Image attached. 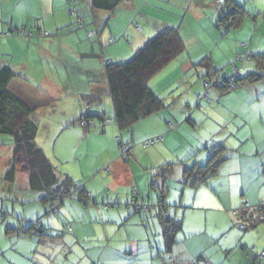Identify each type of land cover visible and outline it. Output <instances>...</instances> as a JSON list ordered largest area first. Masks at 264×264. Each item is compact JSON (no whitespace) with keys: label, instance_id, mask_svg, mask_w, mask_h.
Returning <instances> with one entry per match:
<instances>
[{"label":"rangeland","instance_id":"obj_1","mask_svg":"<svg viewBox=\"0 0 264 264\" xmlns=\"http://www.w3.org/2000/svg\"><path fill=\"white\" fill-rule=\"evenodd\" d=\"M24 2L28 4L10 8L13 12L11 16L14 18V24L11 20L6 21L2 18L0 11V63L6 59L15 63L27 49L26 43H30L32 53H37L35 46H38L39 54H36L38 70L32 67L31 72H25L31 78L19 71L17 73L19 77L12 79V82L15 81L14 88L10 85V89L18 91L19 95L31 105L38 106L33 113L37 115L39 122L36 140L56 166L57 173L61 175L70 172L73 178L82 179L83 185L89 186L92 198L86 203L79 201L72 194L64 200V204L57 212H53L49 205L43 204L40 200L43 193L32 191L25 179L20 178L16 184L7 181L4 178L3 166L8 156H11L12 137L0 133V264H165L160 257V255L164 257L161 253H166L164 233L156 218L158 210L153 206L157 203L158 194L163 188L162 176L158 169L150 163L147 149L153 146H144L145 142L150 139L143 135L141 122L126 128L123 133L130 146L133 142V151L128 155L130 154L133 166L139 168H137L139 184L135 183L134 188L131 185L120 186L122 191L118 198L121 199H117L116 188L112 187L115 186L113 181L117 168L111 161L119 156L121 163H124V159L127 158L123 159L119 144L120 131L118 138H115L112 137L110 130L112 126H118V124L115 122L107 124L110 128L106 133H100L99 129L84 128L80 125L79 115L84 112L87 102L84 104L80 96H73L67 88L66 91L65 88L62 89V86L67 84V71H70L71 83L77 90L80 86H85L87 80H92L91 84L97 87L102 88L103 86V80L101 81L98 76L94 78L93 73L89 74L85 71L87 62L79 59L77 51L66 48L68 42H73L71 38L73 39L75 34L78 35L83 30L79 26V20L85 27L89 23L77 12L76 14L71 13L63 0H24ZM199 2H207V5H200ZM236 2L243 5L247 12L246 22L239 29L219 20V14H221L219 5L220 3L223 5V0H161L156 4L153 0H142L133 10L124 8L126 3L124 2L113 13L103 12L109 22V26L103 31L107 36L110 35L111 28L116 31L123 26L127 31V34L122 32L121 35L115 32L113 36L116 37V42L107 43L105 50L107 52L108 49L118 50L117 46L122 42L128 45L126 37L131 36L136 23L151 30L152 27L155 29V25L161 20L172 19L177 22L174 27H179L181 35L184 36H182L186 44V50L182 53L184 57H191L193 60H198L197 62L204 57L213 62L212 58L215 56L214 61L218 63H214V66L219 71L217 76H210L211 81H214L223 74L229 75L233 71V66L241 69L240 65L243 63L238 58H245V53L250 52V49L246 50V46L244 47L242 43H249L246 39L248 35L250 37L254 31H259L258 34L261 37H256L258 38L256 43H264V24L257 29L254 22V19L259 18L264 21V0H236ZM75 3L78 11L83 13L88 2L76 0ZM175 3H180L179 5H182L184 9L177 10L180 7H176ZM198 11H200L199 15H197ZM60 21L64 23V25L61 23L63 26L61 28L58 25ZM78 38L81 40L80 37ZM17 39L22 40L15 44ZM8 40L13 41V44ZM131 42H133L132 39ZM59 44H62L60 51L65 57L64 64L56 56L45 55V50L48 48H52V51L57 54ZM239 48L244 53L236 56ZM11 51L13 52L11 57L4 55V52ZM177 58L178 56L169 67L178 63L179 58ZM246 61V71L244 69L242 71L244 74L251 72L248 69L250 66L256 68V65L252 64L253 60L247 58ZM200 63L191 67L188 73L183 69L181 74L176 71L168 75L167 72H161L154 79L156 82L159 81L156 94L163 98L167 105L164 111L168 113L169 110L174 111L177 115L175 119L171 117V120L178 130H181V127L190 130L186 125L190 124V121L186 120L185 100L188 97L197 96V88L201 87L203 94L208 91L212 94L213 89L220 95L214 86L210 85L208 89L204 87L203 78L200 79V76L206 75L208 67ZM22 70L24 71V68ZM185 73L191 76L185 79ZM261 75H264V70ZM261 79L257 80L259 81L257 87L264 94V80ZM52 80L56 86L51 85ZM237 91L238 89H232L225 96H241L242 94L236 93ZM111 103L110 97L104 95L100 107V109H105L110 119L114 114V107ZM94 108L95 106L92 105L91 112H94ZM179 118H183L185 122H181ZM95 119L98 120L94 118L92 122ZM75 120L78 127L87 130L89 135L93 136L85 138L83 135L76 134L78 130L69 129L70 123ZM136 125L142 130L137 132V135L134 130ZM211 130H213L212 123L207 121L202 130L193 134L194 136L201 133L207 135ZM189 137L190 135H187L186 140ZM132 138H134L133 141ZM125 140L124 142L127 143ZM211 152L213 153V149ZM134 154L137 159L134 158ZM206 162L205 160L200 165ZM183 168V164H175L167 180L168 183H174L181 176ZM118 174L121 175L119 171ZM76 179L74 180L78 183ZM110 181H112L111 184ZM207 186L208 188L205 186L199 190L196 189L200 193V200H195L197 206L207 204L204 201L203 192L211 191L212 188ZM125 188L130 189V192ZM135 198H137L138 205H149L150 209L137 213L132 203ZM211 204L213 203H208V205ZM206 211L209 212L208 219L205 218ZM213 211L214 215L210 216L209 209L197 208L191 211V215H187L192 225L201 223L204 226L201 232L205 230L204 224L208 225L206 228L208 233L204 232L207 234V239L211 235L213 239H221L222 237L218 235L223 232L226 224L232 225L234 231H248L247 227H243L245 223L241 217L232 216L233 209L226 210L225 207H216ZM174 215L177 216V214ZM223 220L225 223L217 226L216 221ZM37 222L39 224L35 226L32 236L26 237L22 234L30 224ZM249 232L253 233L250 230ZM182 233L186 235V231H180L176 237L179 243H182L181 240L185 237ZM198 237L201 239L204 236ZM248 249L255 250L252 245H248ZM240 250L245 251L241 247ZM197 262V260L193 261L194 264ZM183 263L193 264L188 260Z\"/></svg>","mask_w":264,"mask_h":264},{"label":"crops","instance_id":"obj_2","mask_svg":"<svg viewBox=\"0 0 264 264\" xmlns=\"http://www.w3.org/2000/svg\"><path fill=\"white\" fill-rule=\"evenodd\" d=\"M84 1L88 2L84 8V12L82 13L78 11V14L81 15L82 18H84V20H86L89 24L88 26L83 28L82 32H80L78 35L75 34V37L73 39L71 38L73 42H68V44H66V48L77 51L79 59L84 60L83 62H87L85 65V71H87L89 74L93 73L94 78L98 76L101 81L103 80V86L102 88L97 87V85L91 84L92 80H87V84L85 86H80V88L77 90L75 87H73V84L71 83L70 71H67V84L66 86H62V89L65 88L66 91L67 88V91L73 96H80V100L83 99V102L86 101L85 97L88 95L101 96L102 102L100 106H95L94 113L98 111H104L107 115L105 109H100L103 103L104 95L109 96L107 76L105 72L106 62L112 61L113 63H121V61H125L130 57L132 58L134 56L133 54L135 53V51H137L141 46H143V44L148 39H150L151 37H153V35H156L157 32L166 27L175 26L177 22L172 19H163L155 25V29H152V27L151 30H148L146 29V27H142L139 25V23H136L135 25L140 26L142 30L139 31L137 27H135L137 31L135 29L131 31L132 37H126L128 45L127 43L122 42L118 44V50L108 49L107 52L105 50L106 46H108L107 43L112 44L116 42V37L113 36L114 33L116 32L117 34L121 35L122 32L123 34H127V31L124 30L125 28H123V26L121 29H118L116 31H113L111 28L109 31L110 35L107 36V34L103 32L105 31V28L109 26V22L106 20V15H104L103 13L105 11L93 10L90 6V0H81V2ZM159 1L161 0H153V3H159ZM63 2L67 5L69 9L70 7H76L78 10V6L75 3L76 0H63ZM73 2L74 4H71ZM125 2L126 3L124 5V8H130L131 10H133L137 8L138 4L141 3L142 0H126ZM23 4L25 5L28 3L24 2V0H0V11L2 13V18H4L6 21L11 20V23L14 24V18L11 16L13 12L10 8H16V5H18V7L19 5L24 6ZM179 4L180 3H175L174 5H176V7H180V9L177 8V10L182 11V9L184 8L182 5ZM199 4L205 6L207 5V2H199ZM219 6L221 8L222 3H220ZM199 13L200 11L197 12V15H199ZM60 16L63 17L62 14H60ZM245 22L246 20L244 21V23ZM254 22L257 25V29L264 24V21H261L260 18L254 19ZM61 23L64 25L63 21H60L58 23V25H60L59 28L63 27ZM130 29L131 27L129 28V31ZM89 30H93L97 34L92 39L84 40L83 37L85 33ZM258 32L254 31V33L250 34V37L249 35L246 37L249 43L246 44L245 42H242L243 46H246V50L249 48V51L253 52L254 54L264 53V43H256L258 39L256 37H261ZM78 37H80L81 40H79ZM131 39L133 40V42H131ZM21 40L22 39H17L15 44H17ZM8 41L13 44V41ZM26 46L27 49L18 58V62L16 61L15 63H13V61L9 59L3 60V62L0 63V70L4 66H9L16 73L17 76L15 77H19L17 73L20 71L22 74H25L27 77L31 78L25 72H31L30 69L32 67L36 68V54H39V51L37 49L38 46H35L37 53H32L30 49V43H26ZM74 46L75 48H73ZM58 48L59 52L57 54H55V51H52V48H48L45 50V55H49L50 57L56 56L57 59H59L64 64L65 57L60 51V49L62 48V44H59ZM240 50L241 49L239 48L238 52L236 53V56L242 55L244 53ZM12 53V51L4 52V55H6L7 57H11ZM178 58V63H176L173 67H169L171 64L167 65L157 74H155V76L152 77L148 82L150 88L155 93L158 91L157 84L159 81L156 82L154 79L158 74H161V72H167L166 74L168 75L174 71L181 74L182 69L185 70L186 73H188L191 67L197 66V63H200V61L204 59V57L200 58L201 60L197 62L198 60H193V58L191 57L186 58L182 54L178 56ZM212 60L213 62H211L208 66L211 67L213 70H218L214 66V63H218L214 61L215 56H213ZM253 61L254 62L252 64H255L256 68H252L250 66L248 69L251 72H249L248 74L255 73L257 75L262 76V79L264 80V75H261L263 70L258 67L254 59ZM242 63L243 64L240 65L241 69L237 66L236 67L238 68L241 76H246L248 74H244L242 71L243 69L244 71H246L247 61L244 60L242 61ZM18 64L19 66H16ZM23 68L24 71L22 70ZM259 69L260 72H258ZM186 73L184 77L185 79L191 76L192 74V72L191 74ZM204 76H200V79L204 78ZM14 82L10 83L11 87L13 88ZM257 82L259 81H245L242 82V84H240L237 88H235L234 90L238 89L236 93L242 94L241 96H225L232 90L228 92H223L220 88L214 86L218 90L220 95H218L212 89V94L208 91V96L206 98H202L199 96L204 92L202 91L201 87L197 88V96L188 97L185 100V104H187L186 107H184L187 114L186 120L190 121V124L186 125L188 129L190 128V130H187L182 127L181 130L177 129L176 125L171 120V117H174L175 119L177 115L174 114V111L171 112L169 110V113L164 111L167 108V105L163 98L161 99L165 104L164 107H162L159 111L151 114L150 116H147L144 119L138 121L139 123L141 122L140 126L144 130L143 135H145L148 139L155 138L158 136L164 137L163 141L150 145L153 147L147 149V154H149L150 157V163L155 169L159 170L160 166L167 164H173V166L175 164H183L184 166L181 176H179L174 183H168L167 181L171 173L169 174V176L165 177L161 175V182L163 183V188L161 191H163V194H158V197H160V195H164V200L169 205L167 215L177 219H181L182 229L180 231H186V235L185 233H182L185 236L184 239L181 240L183 242L179 243V241L176 239V242H174V244H172L169 249L167 248L166 239L164 237L166 253H161L164 254V257H162L161 255L160 257L163 259V261H165V264H184L183 261L185 260H188L191 263L197 260L198 262L196 264H253L260 255L258 253L264 251V215L260 216L254 209L255 206L262 205L264 211V94L263 91L258 90ZM53 83L55 82L52 80L51 85L56 86ZM15 93L19 94L18 91H16ZM80 116L81 114L79 115V118ZM33 117L38 122L37 115H33ZM179 119L181 120V122H185L183 118ZM207 121H210L212 123L213 130L209 131L207 135L201 133L200 135L194 136L193 133L202 130L203 125L207 124ZM169 123H173L175 125V128H170ZM93 124L99 129L102 124V120H100L99 118L98 120L95 119ZM80 125L83 126L81 123ZM190 125H192L193 127H189ZM83 127L86 128V126ZM109 128L110 127L106 126L104 129H102V131H99H101L100 133H106ZM134 128L136 135L137 132L139 133L142 131L138 129V125H136ZM65 129H67V127H65ZM69 129L78 130L77 133L75 131L74 132L76 134L83 135L85 138H91V136H93L89 135V132L87 130L78 127L76 125V120L75 122L73 121L72 123H70ZM92 130L97 129L93 128ZM110 130L112 133V137L118 138L117 136L119 135L120 127L112 126ZM187 135H190V137L186 140ZM121 139L125 140L123 134L121 135ZM133 139L134 138H132V141ZM124 140L122 141L124 142ZM125 141L127 142L126 144L129 143L127 138ZM132 144L133 142H131V146L128 144L130 147L129 153L133 151ZM221 144L225 147V159L218 166L216 173L209 177L206 182L202 183L197 187L186 185L184 183V169L186 167L200 165V163L205 160L207 161V164L212 155V149L214 151V147ZM228 149L230 152L229 154ZM116 151L119 153L118 147H116ZM117 152L115 154H117ZM129 156L130 154L128 155V158L126 160L123 157L124 163H121L119 156L116 158V160L114 159L111 161L113 166H116L117 168L114 174L113 181L115 186H112L116 188L115 193L118 194L117 199H121L118 198L122 191L120 186L131 185V187L134 188L135 183L139 184V181L137 179L138 167L133 166ZM8 157L9 158L5 160L3 166V172L5 174L8 169L10 159L13 157L12 144L11 156ZM134 158L137 159L135 154ZM118 171L121 173V175L118 174ZM66 174L69 175L73 180L76 179L73 178V175L70 172H67ZM20 178L25 179V182H27L29 188L31 189L29 185L28 175L23 171H19L16 174V179L13 181H10L6 178L5 179L10 183L16 184ZM76 180L78 181L77 183L74 180L76 185H83L82 179ZM121 181L123 183H121ZM111 183L112 181H110V184ZM207 185L213 188H211V191L203 192L204 201L207 204H203L202 206H199L201 205L199 204L197 206L195 200H200V193L198 190L205 186L208 188ZM83 186L89 193L91 199L92 192H90L89 186ZM125 189L127 191L129 190L130 192V189ZM192 190L196 191L193 192ZM171 196L173 198H171ZM41 198L42 196L40 197V200ZM136 200L137 198H135V200H132V203L134 204L137 213H142L144 209H141L140 211L137 210V206L141 205H138ZM208 203H213L214 205H208ZM244 203L249 204V208L246 210L241 209ZM63 204L64 202L62 203V205ZM153 206L155 207L156 203ZM60 207L61 206L56 207V209L58 210ZM216 207H225L226 210L238 209V211L240 212L238 217L242 218L245 225L248 223H253L254 219L257 220V215L260 217V219L257 220L254 226L252 224H248L246 228V230L248 231L246 232L245 230L241 232L234 231L232 225L226 224V226H224L223 232L218 235L219 237H222L221 239H213V236L211 234V236H209L207 239V234H205L204 232L208 233V230L206 229L208 225L205 223V230L204 232H201V230L204 229V226L201 225V223L192 225V223H189L187 215H191L192 210L200 208L207 210L209 209L211 211L210 216H213V210H216ZM155 209L158 210L157 207H155ZM148 210L149 209L147 208L146 211ZM174 214H177V216ZM208 216L209 212L206 213L205 218L208 219ZM232 216L235 217L234 215ZM156 218L159 224L161 225L164 233V225L161 223L157 213ZM224 223V220L216 221L217 226H222V224ZM249 230L253 233L249 232ZM179 232L176 233V237ZM200 235H203L204 237L200 239V237H198ZM248 245H252L255 250H247ZM240 247L242 249L244 248L245 251H241ZM232 254H234L233 257Z\"/></svg>","mask_w":264,"mask_h":264},{"label":"trees","instance_id":"obj_3","mask_svg":"<svg viewBox=\"0 0 264 264\" xmlns=\"http://www.w3.org/2000/svg\"><path fill=\"white\" fill-rule=\"evenodd\" d=\"M125 1L90 0V6L93 10L113 13ZM70 9H74L75 14L78 13L76 7H70ZM220 11L219 20L228 23V25H234L236 29L241 27L246 20V9L236 0H223ZM185 50L186 44L179 27L169 26L148 39L129 60L122 63L111 61L106 64L105 72L109 96L114 107V114L111 119L118 124L120 130L131 127L136 122L164 107L163 100L150 88L148 82ZM254 60L258 67L264 70V53L254 54ZM210 63L209 58H204L200 63L208 67V72L203 80L218 74L219 70H213L208 66ZM15 76L16 73L9 66H4L0 70V133L11 135L13 141V157L10 159L5 178L13 181L19 171L25 172L28 175L31 189L43 193L41 201L49 205L51 211L53 208V212H57L56 207L61 206L64 200L71 197L72 194L79 201L87 203L90 195L85 187L76 185L67 174H58L52 160L37 143L38 122L34 119L33 113L38 106L31 105L26 99L10 89V82ZM260 78L262 76L255 73L239 76L235 87H228L220 85L219 79L221 77H218L214 81L210 79V85L217 86L223 92H228L237 88L242 82H253ZM199 97L206 98L205 94H201ZM85 100L87 104L84 112L81 113L80 120L86 122V127L98 130L92 122L93 118H99L103 124L104 120L109 117L104 111L91 112V106H100L102 98L101 96L88 95ZM102 124L99 127L101 131ZM224 151L225 147L222 144L217 145L206 165L186 167L184 169V183L197 187L206 182L209 177L216 173L218 166L224 161ZM172 167L173 164L162 165L158 172L163 177L169 176ZM161 193L163 194V191ZM147 206L150 209V206ZM155 207L158 208L157 215L164 225V237L169 249L176 242V233L182 229V220L167 215L169 205L165 202L164 195L158 197ZM256 219L258 220L260 217L257 215ZM257 220L254 219V224H248L254 226ZM38 224L39 222L30 224L22 234L32 236L33 230ZM248 224L243 227H247Z\"/></svg>","mask_w":264,"mask_h":264},{"label":"built area","instance_id":"obj_4","mask_svg":"<svg viewBox=\"0 0 264 264\" xmlns=\"http://www.w3.org/2000/svg\"><path fill=\"white\" fill-rule=\"evenodd\" d=\"M70 12L71 13H75V10L74 9H70ZM80 23H79V26L81 29L85 28V25L82 23L81 20H79ZM137 29L139 31L142 30V28L138 25H136ZM96 32L93 31V30H89L85 33L84 35V40H88V39H92L96 36ZM112 41V40H111ZM250 59L251 61L253 60L254 58V53L253 52H248L246 53V56L245 58H238V60H246V59ZM111 61H107L106 64L110 63ZM233 71L228 75V74H223L221 76V79H219L220 81V85H223V86H228V87H235L236 83H237V79L240 75L239 73V70L236 66H233ZM214 76V75H212ZM203 84H204V87L206 89H208L210 87V79L209 78H205L203 80ZM208 96V92H206L205 94V97ZM84 104H86V101H84ZM111 122H114L113 119H106L104 120V123L102 124V129H104L107 124L111 123ZM82 125L83 126H86V122L84 120L81 121ZM169 126L172 127V128H175V125L173 123H169ZM124 133V130H120V137H119V143H120V147L122 149V155L123 157H127L128 158V153H129V145L126 144L125 142L122 141L121 139V135ZM164 140V137L163 136H158V137H155V138H151L148 142H145L144 146H148V145H153L155 143H158V142H161ZM126 158V159H127ZM137 194V192H135ZM147 205H141V206H137V210L140 211L141 209H144L146 210L147 209ZM249 208V204L248 203H244L241 207V209L243 210H246ZM255 209L257 211V213L260 215V216H263L264 215V211H263V207L262 205H257L255 206ZM53 210V209H52ZM232 214L235 216V217H238L239 215V211L238 209H234ZM263 258H264V251L259 255L258 259L253 263V264H264V261H263Z\"/></svg>","mask_w":264,"mask_h":264}]
</instances>
